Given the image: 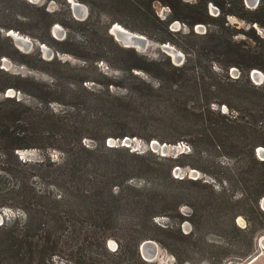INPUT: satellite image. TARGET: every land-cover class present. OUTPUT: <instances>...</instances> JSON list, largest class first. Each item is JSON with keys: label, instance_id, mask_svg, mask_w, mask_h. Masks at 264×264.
<instances>
[{"label": "trees", "instance_id": "obj_1", "mask_svg": "<svg viewBox=\"0 0 264 264\" xmlns=\"http://www.w3.org/2000/svg\"><path fill=\"white\" fill-rule=\"evenodd\" d=\"M11 1L33 7L36 14L28 17L17 13L28 17L29 22L17 19L15 23H0L1 28L15 29L45 42L46 36L55 40L51 30L59 22L69 29V34L63 41L55 40L63 46L58 50L84 64L48 61L49 65L65 66L68 72L52 74V82H33L32 89L22 84L28 78L19 74L9 75L4 81L3 92L14 88L30 95L34 101L28 104L16 96H7L0 102V211L7 207L17 209L15 216L0 225V264H57L55 257L68 254L67 242L75 244L68 248L71 255H77L76 264H148L140 246L150 239L175 255L173 247L188 241L208 252L204 235L194 237L192 231L183 234L171 223L161 225L155 221L160 216L175 217L174 212L178 213L183 204L193 208L195 205L189 199L194 195L180 189L178 184L200 186L201 179L175 177L177 158L109 146L106 140L110 136L141 137L147 142L153 138L170 143L186 140L196 150L206 148L245 155L237 167L219 178L220 185L230 184V192L225 187L221 192L212 188L208 201L206 197H195L202 204L200 210L207 211L208 215L204 213L197 220H190L201 229L216 214L217 221L223 218L226 226L239 231L240 240L247 238L246 246L252 248L253 225L241 228L236 218L244 215L250 224L264 218L260 207L264 197V160L255 152L258 146H264V85L255 84L249 76L252 69L264 71V52L262 56L255 55L244 41L226 37L219 24L209 28L202 37L208 39L210 61L218 62L228 71L237 66L246 76L234 80L226 75L220 81H208L207 85L188 61L178 66L165 53V62L140 56L134 47L119 46L108 29L117 22L160 44L176 43L173 37L176 33L170 29L176 20L187 25L192 34L198 24H215L208 21V0L201 4L182 0H78L88 5V16L77 20L70 9L69 21L92 35L86 42L71 34V22L54 18L45 6L27 0ZM155 1L168 6L171 15L160 18L154 8ZM261 1L255 13L264 14V0ZM2 6L7 8L0 5V9ZM101 11L109 16L105 35L122 54H109L102 40L96 39ZM123 13L139 17L140 22L127 23L120 17ZM223 13L227 12L223 9ZM260 19L255 17L252 22L264 26ZM222 26L225 27L224 22ZM153 30L157 31L156 35L151 33ZM10 37L7 39L12 42ZM0 56H9V53L0 51ZM103 60L111 68L125 70L132 80L130 86L115 79L101 81L94 77V73L107 77L93 65ZM141 73L154 78L156 83ZM89 81L101 87L84 85ZM219 84L226 86L229 98L232 94L242 104L239 107L232 99L223 98L216 102L225 104L230 114L223 113L222 108L214 109L212 99L203 100L211 87ZM110 86L125 87L127 93H115ZM193 99L197 105H188ZM53 104L61 106L53 107ZM145 105H154V109L146 110ZM181 105L185 108L184 114L179 112ZM152 116L171 126L167 137L155 135L153 131L144 135L128 130L130 123ZM85 139L93 143L87 144ZM33 148L43 151L40 159L24 160L16 153ZM50 149L56 150L57 158L49 155ZM138 178H144L145 182L139 185ZM38 180L44 184L43 188L37 186ZM237 189L246 197H239ZM110 238L119 242L113 252L107 246Z\"/></svg>", "mask_w": 264, "mask_h": 264}, {"label": "rangeland", "instance_id": "obj_2", "mask_svg": "<svg viewBox=\"0 0 264 264\" xmlns=\"http://www.w3.org/2000/svg\"><path fill=\"white\" fill-rule=\"evenodd\" d=\"M27 1L34 3L37 6H45L46 10L49 13H52L53 17L56 19L69 21L71 9L73 17H75L77 20H82L75 16L70 0H37L35 2L31 0ZM182 1L188 2L190 4H201L204 0ZM253 3L254 4L247 3L246 0H208V21L215 22V24L211 26L210 24H198L193 28L194 34L190 33L191 29L183 22L179 20L174 21L170 25V29L176 33L175 35H173L176 43L170 42V44L174 46L181 53L182 56L179 62H177L173 56H170L172 62L174 64L176 63V65L178 66H182L188 61L187 64L190 67L194 68L197 72L201 73V78H203L205 82H207V85L208 81L212 83L220 81L219 79L221 77L226 78V75H229L234 80L238 79L239 77L243 78L244 76H246L244 75L243 70L237 66L231 67L228 71L227 68H223V66H221L218 62L210 61V55H208V39L202 36L208 33L209 28L214 29V27L219 24L221 26V30H223V33L226 37H231L234 41L237 42L244 41L247 45L251 46L250 49L254 50L252 51L255 55L262 56L264 52V26L257 22H252V19H254L255 17L259 19L262 18L260 20L264 22V14L255 13L256 9L258 8V6H260L262 1L256 0ZM0 5H5L8 8H3V6L1 7L0 23H15V20L17 21V19L23 20L24 22H29L28 17H31L36 14V9L30 7L27 4L16 3L11 0H0ZM85 5L88 7L87 4ZM154 8L157 11V15L160 16V18L162 19H165L166 17H169V15H171L168 6L162 5L159 1L154 2ZM223 9L227 12L226 15H224ZM229 11L233 13H230ZM104 12L105 11L100 12L102 17L100 18V23H97L99 26L97 25L98 28L96 29V39L102 40V46L106 49V51H109V54L115 56L119 55V53L122 54L119 49H117L115 44L112 43L111 40L105 35V30H107L105 29V23L108 21L109 16H107V14H105ZM17 13L25 14V16L27 15L28 17L20 16ZM222 16H224L225 18H221ZM120 17L130 24H133L134 22H140L139 17H136L132 14L123 13ZM216 17L220 18H218L217 20L212 19ZM70 22L71 21H69V23ZM223 22L225 27L222 26ZM71 25V34L76 36L75 38L77 40H82L83 42H86L91 38L92 35H90L87 31L81 30L80 26L77 23L71 22ZM25 26L28 27L27 23H25ZM57 26L60 27V29L57 33H55L54 29ZM51 31L52 37L57 41H63L69 34V29L59 22L53 25ZM33 32L36 34H42V32L39 30H34ZM108 33L114 38V40L118 43L119 46L125 47L110 33V29H108ZM138 33L142 34L141 32ZM151 33L153 35H156L157 31L153 30ZM8 34L9 33L6 28L0 27V51H6L7 53H9V56H0V102L3 100V98L7 96H16L17 100H25L28 104L34 101V98L30 95L20 92L14 88H9L5 92L2 91L4 87V81L9 78V75L19 74L22 78H28L27 81L22 84L26 88L32 89L31 87L33 86V82H52V74L59 71H62L63 73L68 72L65 66L57 64L55 66L49 65L46 63L48 61L58 60L62 63L68 61L71 65L84 64L82 60L74 57L73 55L59 51L58 49L63 46L47 36L46 41L42 42L28 34L21 33L25 36L32 38L34 43L30 49L25 50L23 49V47L18 45L12 37H10L12 39V42L8 40ZM254 35L258 36V38H255ZM147 37L150 39L149 46L144 51H138L135 48L138 54L140 56H145L151 59H161L163 62H165L168 53H165V51L162 50V45L160 43L153 41L149 36ZM163 53H165L166 56ZM220 57L223 58L222 55ZM93 65L97 66L98 69L107 74L106 78H103L102 76H99L96 73L92 74L94 77L98 78L101 81L115 79L119 81V83H123V85L127 84L129 86L130 83H132V80L128 78V73L125 70L111 68L110 64L106 60L100 61L97 64L94 63ZM210 69H212V71H214L216 74H213ZM253 70L254 69L249 72V76L252 82L257 85H264V80L259 81L255 77V75L253 76ZM262 72L264 73V71ZM141 75H143L152 83H156V80L150 77L149 75H146L145 73H141ZM20 82H22V80ZM85 84H87L88 87H101L99 85H96L94 81H89L84 83V85ZM226 89V86L223 84H219L216 87L212 86L211 89L208 91V94H206L207 97H205V99L203 100L205 101L212 99L211 101H215L212 103V107L214 109L222 108L223 113L230 114V111H228V108L225 104L219 105L216 102L222 100L223 98L232 99L233 103L235 105H238L239 107L242 104L238 102L239 98H234L232 94L231 98H229V92ZM110 90L115 93H119L120 95H124L127 93V89L125 87L120 88L110 86ZM10 91H12V94ZM232 92L236 93L233 88ZM188 105H197V101L193 99L188 102ZM59 106L61 105L53 104V107ZM144 109H154V105H145ZM184 109V106L181 105V109L179 112L184 114ZM231 114L237 113L231 111ZM170 129L171 126L165 124L163 121H161V119H159V117L156 116L147 117L146 119L141 118L139 119V121L132 122L128 125V130L131 132H137L147 135L150 131H153V134L160 135L163 137H167L166 135H168L167 133L168 131H170ZM197 129H201V127H197ZM129 138V142L122 143L123 139H118L113 136H110L109 138H107L106 144L109 146L113 145L129 147L131 151H135L138 153L152 151L156 156L159 155L163 157L177 158L178 161L176 162L175 168H180L181 170L180 173L177 175L175 174L174 168L173 173L175 177H187L193 180L201 179L202 182L200 186H192L189 185V183L178 184L180 189L189 190L194 195V197L192 196V198L189 199L193 203V205H195L193 206V208L186 204H183L180 207L178 213L174 212L176 214L175 217L169 219L167 216H160L157 217L155 221H157L161 225L171 223L173 228L180 229L183 234H187L192 231L194 233V237H196L197 235H204L208 241V252L201 251V249L197 245H192L191 241H188L186 243H183L180 247H173L174 250L176 249L177 255H175L169 249L163 247L158 242L160 250L158 251L157 257L154 260L149 261L144 259L148 264H247V262L252 258V256L256 255L258 250L263 248L259 244V242L264 237V218L262 219V221H258L255 223L253 222V224H250L248 221V217H245L244 215H239L236 218V223L241 228L253 225L254 245L250 249L246 246L248 239L245 238L244 240H240V238L238 237L239 231H235L232 228L227 227L225 222L223 221V218L220 219V221H217L215 219L216 214H213L214 219L209 220L206 225H203V228L201 229L190 220L192 218L197 220L198 216L207 213V211L200 210L199 207L202 204H199L198 200L195 197H206L208 201V195L210 194L212 188H214L216 191L221 192L223 190V187H225L227 188V192H230L228 190L230 189V184L223 182L222 185H220L219 178L224 177L225 173L237 167L240 164V161H242L241 158H243L245 155H235L237 153L229 154L222 150L208 151V149L206 148H204L203 150H196V148H194L186 140L170 143L162 141L158 138H153L149 142H147L144 138L141 137ZM110 139L116 140V143L111 144L109 142ZM154 140L159 141L161 144H168V151L164 154L161 150L157 151L153 149L151 147V142ZM84 141L87 144L93 143L91 139H85ZM47 152L54 159L57 158L58 153L56 152V150L50 149ZM255 152L260 160H264V146H258ZM16 153L21 159L24 160H38L41 158V154L43 153V151L33 148L19 150ZM1 156L2 155L0 152V158ZM192 170L197 171V177H194L192 175ZM143 179L144 178H138L136 182L140 185L145 182ZM37 186L43 188L44 184L40 180H38ZM241 188H243V186H241ZM236 191L239 197H246L245 194H243L238 189ZM263 200L264 197L260 200V207L264 211ZM207 201H205V203ZM16 210L17 209H13L10 207L3 208L0 211V221L3 220L2 224L9 217L15 216ZM210 216L211 214L209 215V217ZM68 245H72V247H75V244L73 242H67V245H65V247L67 249L66 251L68 254L63 257H55V261L57 262V264H76V259L74 257H76L77 255L70 254L71 252H69V249L71 248H68ZM107 246L109 250L113 252L118 249L119 242L116 239L110 238L107 241Z\"/></svg>", "mask_w": 264, "mask_h": 264}, {"label": "water", "instance_id": "obj_3", "mask_svg": "<svg viewBox=\"0 0 264 264\" xmlns=\"http://www.w3.org/2000/svg\"><path fill=\"white\" fill-rule=\"evenodd\" d=\"M33 2L37 1V0H31ZM247 3H251L254 4L253 2L256 0H246ZM259 1V0H257ZM71 5H72V9L73 12L75 14V16L79 19L84 20L88 14V7L76 0H70ZM118 25V26H117ZM60 29V27H55L54 31L55 33L58 32V30ZM110 33L116 38V40H118L119 42H121L125 47H134L136 48L138 51H144L146 50V48L149 46L150 44V39L143 35L140 34L138 32H134L132 30L127 29L126 27H124L123 25H121L120 23H113L110 26ZM116 31L119 33L117 35ZM15 30L10 29L8 30V35L11 36L13 38V40L20 45L21 47H23V49L28 50L33 46V40L32 38L25 36L23 34H21L20 32ZM162 50L165 51V53H168V55L173 56L175 58V60L177 62H179L181 60V53L174 47L172 46L170 43H162ZM176 64V63H175ZM255 75V77L259 80V81H263L264 80V73L261 70H257L254 69L253 70V76ZM12 94V91H10ZM130 138L129 137H125L122 141V143H126L129 142ZM111 144L116 143V140L114 139H110L109 141ZM126 145V144H124ZM113 146V145H110ZM151 147L157 151L161 150L162 153H166L168 151V144L164 143L161 144L159 141L154 140L151 142ZM180 168H175V174H179L180 173ZM192 175L194 177H197V171L196 170H192L191 171ZM263 205H264V200H263ZM3 220L0 221V225L2 224ZM264 238V237H263ZM262 238V239H263ZM261 239V240H262ZM259 242V244L264 248V244L261 242ZM159 244L157 241L155 240H145L142 242L141 246H140V251L142 256L144 257L145 260H154L157 255H158V251L159 249Z\"/></svg>", "mask_w": 264, "mask_h": 264}, {"label": "crops", "instance_id": "obj_4", "mask_svg": "<svg viewBox=\"0 0 264 264\" xmlns=\"http://www.w3.org/2000/svg\"><path fill=\"white\" fill-rule=\"evenodd\" d=\"M247 264H264V248L259 249L257 254Z\"/></svg>", "mask_w": 264, "mask_h": 264}, {"label": "bare ground", "instance_id": "obj_5", "mask_svg": "<svg viewBox=\"0 0 264 264\" xmlns=\"http://www.w3.org/2000/svg\"><path fill=\"white\" fill-rule=\"evenodd\" d=\"M118 26V25H117ZM14 32H16V31H14ZM115 32L117 33V35L119 34L117 31H116V29H115ZM264 241V239L262 240V242ZM263 244H264V242H263Z\"/></svg>", "mask_w": 264, "mask_h": 264}, {"label": "built area", "instance_id": "obj_6", "mask_svg": "<svg viewBox=\"0 0 264 264\" xmlns=\"http://www.w3.org/2000/svg\"><path fill=\"white\" fill-rule=\"evenodd\" d=\"M190 148V147H189Z\"/></svg>", "mask_w": 264, "mask_h": 264}]
</instances>
